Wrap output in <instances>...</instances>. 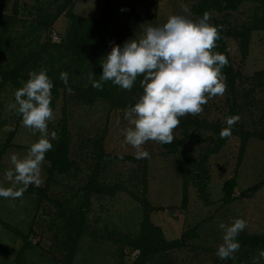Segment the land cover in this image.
<instances>
[{"label": "rangeland", "instance_id": "obj_1", "mask_svg": "<svg viewBox=\"0 0 264 264\" xmlns=\"http://www.w3.org/2000/svg\"><path fill=\"white\" fill-rule=\"evenodd\" d=\"M63 1L0 0V30L14 39V54H7L5 67L17 62L21 66L18 74L28 75L34 61L47 67L56 64L70 21L66 12L95 19L107 12L108 0H69L59 12ZM198 1L109 0L108 25L119 29L128 24L129 29L122 36L115 32L105 38L104 57L112 46L139 39L145 24L160 25L170 15H188L182 6L195 20ZM37 11L44 23L30 34V25L39 19ZM261 12L257 0H244L234 10H211L209 14L223 29L232 31L252 27ZM227 55L237 73L233 86L224 81L222 96L209 100L200 115H188L210 126L193 133L187 147L178 126L173 135L182 141L176 152L148 141L142 150L149 157L142 159L124 142L122 130L130 125L123 115L127 108L119 98L114 97L112 104L77 91L76 87L85 89L94 79L97 63L89 59L82 65L76 63L80 69L69 80L72 92L60 88L58 96H52L54 119L48 123L49 138L52 131L58 137L51 141L53 147L66 136L72 168L67 174L51 176L45 158L39 187L30 185L22 198L0 197V264H253L264 247L242 243L264 235V27L250 31L245 49L237 39L227 37ZM24 78L14 86L0 74L3 187L12 186L5 176L13 167L11 155L23 158L40 138L39 133L22 127V117L10 107L15 91L28 79ZM106 84L105 88L113 85ZM132 97L127 101L131 103ZM230 115L240 119L231 137L213 150L217 138L212 126L226 127L225 118ZM204 146L213 152L198 168L193 162L200 159ZM228 180L233 181V193L226 197L224 182ZM89 182L95 186L86 192ZM33 187L42 194L34 196ZM74 218L81 227L78 235L67 225ZM237 218L247 221L237 237L242 245L235 260H221L216 256L223 242L219 225H230ZM147 220L161 236L155 240L159 250L142 258L132 241Z\"/></svg>", "mask_w": 264, "mask_h": 264}, {"label": "clouds", "instance_id": "obj_2", "mask_svg": "<svg viewBox=\"0 0 264 264\" xmlns=\"http://www.w3.org/2000/svg\"><path fill=\"white\" fill-rule=\"evenodd\" d=\"M182 11L188 15H170L160 25L145 24L139 39H130L122 47L112 46L100 61L103 69L100 80L92 81V87L97 90H103V84L110 81L122 90L131 91L142 77V94L123 114L130 126L122 130L124 142L136 150L137 159L149 157L142 150L148 141L172 144L181 117L200 115L209 100L226 91L222 70L229 61L226 55L213 51L221 38L220 28L209 23L211 17L207 11L199 20L189 18L186 6H182ZM28 76L15 91V103L10 107L22 117V127L34 135L39 133L40 138L31 144L23 158L11 155L13 167L5 176L12 186H0V197L5 199L22 198L30 185H41L42 164L46 153L53 148L51 141L58 138L55 131L49 138L48 123L54 119L51 107L54 85L47 69L30 71ZM59 79L68 85L67 72H61ZM67 90L72 92L70 87ZM239 119L238 115L225 118L227 127L221 130V139L231 137ZM246 227L247 221L241 218L234 219L230 225H219L223 231V242L216 251L219 259H236L241 247L237 237ZM260 259H264V250L253 264H260Z\"/></svg>", "mask_w": 264, "mask_h": 264}, {"label": "trees", "instance_id": "obj_3", "mask_svg": "<svg viewBox=\"0 0 264 264\" xmlns=\"http://www.w3.org/2000/svg\"><path fill=\"white\" fill-rule=\"evenodd\" d=\"M242 1L244 0H199L198 3L194 6V12L196 14L195 20H199L206 11L209 13V11L211 10H214L216 12L234 10ZM257 1L261 5L262 12L257 17V20L254 22V24H252V27L247 26L241 29L229 31L223 29L215 18L209 20L210 24L220 28L221 38L217 41V47L213 50L214 52L222 53L228 58L227 37L229 36H232L233 38L238 40L241 49L247 48L250 38V31L253 29H262V27H264V0ZM68 2L69 0L63 1L64 7L60 6L59 12H61V10H65L64 8ZM109 4L110 2L108 0L105 8L107 12L103 13L102 16L96 19L76 15L71 11L66 12L67 16L70 18V21L67 27V31L62 37V43L59 44L61 47V51L59 53L57 63L54 65L50 64L48 67L46 63H44V66L39 65L37 61H34L32 63V68L34 70L39 69L40 71L41 69H47V73H51L49 78L52 80L54 85V87L52 88L53 97L58 96L60 88L66 89L69 86L72 87V85H70L69 80H71V76H73V73H76L80 69L78 67H75V64L77 63V65H82L84 59H89L90 61L97 63L93 80H100V76L103 72V69L100 68V61L104 57L105 38L111 37V35L115 32L116 34L113 35L117 36L120 34L122 36L124 34H127V30L129 29V27H127L128 24L124 25L123 27H120L119 29H116L118 27L108 25L107 15L109 11ZM36 10H38V7H36ZM37 17L39 19H37V21L34 23L32 22V24L30 25L28 31L30 34L36 31L38 25L44 23L41 14H38ZM109 30L111 33L108 32ZM13 42L14 39L7 35L5 29L0 30V74L4 81H10L14 86H18L20 84V79H23L24 77L29 78V76L27 74L25 75L23 73H20L22 76H24L22 77L18 74L20 72L19 67L21 66H19L17 62H15L12 66L10 65L11 68L4 66V61L7 62L5 60L7 54H14V52L12 51ZM222 71L225 76V82L229 84L230 87L233 86L237 73L233 71V68L230 63ZM61 72L68 73L69 79L67 86L59 79ZM141 79L142 77L137 79L131 91L121 90L120 88L114 85H109L108 88H105L107 86V82L103 84V90H97L92 87L93 80L89 81V84L87 85V87H85V89H80L79 87L76 88L77 91H83L86 94H94V97L102 98L103 100L111 102L112 104L114 97L119 98L121 106L128 108L130 106H134L135 103L138 101L139 96L142 94L143 90L140 87ZM132 95L133 97L130 103L127 100L128 97H131ZM203 122L205 121H202L197 117L185 116L180 118L179 127L184 131L185 134V136L183 137L184 146L187 147L189 145V140L193 138V133L196 135V133L200 132V128H208L210 126L209 124L204 125ZM223 128L225 127H221L219 125L212 126V130L214 131V134H216L217 138V145L216 147H214L213 150H216L227 139L220 138V132ZM233 130L234 129H232V131ZM181 141L180 139L174 137V141L172 144L162 145L163 148H165L167 151L176 152L179 148V144L181 143ZM97 148L102 154V150L98 147V145ZM203 149V153L199 154L200 159H198L197 162H193L196 166H198V168H200V166L205 165L208 154L210 152H213V150H209L207 146H204ZM187 153L189 154L188 149ZM182 156L185 160H187V155L184 154ZM45 158L50 164L48 172L51 176L58 174H67L71 170L72 162L68 155V142L66 136L60 138L56 146H54L49 152L46 153ZM224 183L225 196H231L233 193V181L228 180ZM94 186L95 185L92 182L87 183V188L85 189L86 192H88ZM30 192L33 194L35 193L36 195L42 194L41 190L37 187H33ZM67 225L70 229H74L77 235L80 233L81 227L80 224L75 220V218ZM159 235L161 236L160 230L156 226H154L150 222V220H147L146 222L144 221L142 223L140 234H137L135 237H133L132 241V245L135 248L139 249L140 257L143 258L145 257V255L159 250L157 243H155L156 238L160 237ZM242 244H250L252 247H258L259 245H262L264 247V235L251 237L248 239V242L243 241Z\"/></svg>", "mask_w": 264, "mask_h": 264}]
</instances>
